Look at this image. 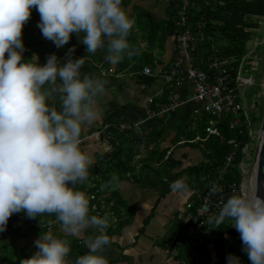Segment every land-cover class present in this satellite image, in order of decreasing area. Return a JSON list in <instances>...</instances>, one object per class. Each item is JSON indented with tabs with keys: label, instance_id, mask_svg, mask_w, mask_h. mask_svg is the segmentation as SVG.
<instances>
[{
	"label": "clouds",
	"instance_id": "clouds-1",
	"mask_svg": "<svg viewBox=\"0 0 264 264\" xmlns=\"http://www.w3.org/2000/svg\"><path fill=\"white\" fill-rule=\"evenodd\" d=\"M32 8L39 12L42 35L57 48L75 33L83 34L88 54L107 45L105 60L113 65L139 54L128 42L134 21L121 0H0V232L13 213L23 211L28 218L55 214L67 235L79 236L89 228L99 233L87 239L88 252L74 264H109L103 255L110 243L108 215L89 216V199L75 187L88 179L94 162L81 150L80 137L82 127L98 118L96 101L107 81L81 73L85 57L71 59L74 47L62 65L55 54L42 66L35 55L21 62L22 28ZM186 180L172 182L171 191L185 190ZM119 186L113 175L102 188ZM256 192L255 179L250 192L230 196L207 225L219 228L226 218L231 220L251 264H264V199ZM35 245L38 250L21 264H72L67 239L45 232ZM227 260L240 264L231 254Z\"/></svg>",
	"mask_w": 264,
	"mask_h": 264
},
{
	"label": "crops",
	"instance_id": "crops-1",
	"mask_svg": "<svg viewBox=\"0 0 264 264\" xmlns=\"http://www.w3.org/2000/svg\"><path fill=\"white\" fill-rule=\"evenodd\" d=\"M171 2V0H121V8L134 21L135 26L138 21V31L141 34L137 38L133 36L136 30L133 25L127 39L130 45L139 50V54L131 59L125 56L115 65L105 60V56L108 54L107 45L103 49H98L95 54H88L86 46L81 43L83 34L78 36L72 33L69 42L63 47L57 48L52 41L42 35L41 29L38 27L40 15L38 21L31 22V26L35 29L31 57L39 54L38 62L41 66L46 63V56L51 54H55L62 65L69 58L68 50L74 47L75 51L71 54V59L85 57L81 73H88L107 81L104 94L98 96L96 101L98 118L90 126L82 127L81 136L106 128L99 137L88 138L80 146L81 150L90 155L94 162L89 167L88 179L75 185L76 189L81 188L80 190L83 191L84 186L90 187L97 183L101 176L94 172V167L99 163V157L101 155L104 158L107 157L116 147H120V157L133 153L135 150L134 159H141L144 155L145 151L137 139L148 130L157 127V121L147 120L136 131H119L115 125L122 121L143 120L146 110L154 108L155 102H161L158 99L162 95L165 84L160 73L171 60L174 47L172 36L164 33V22L172 10ZM136 10H138V16L135 14ZM143 22L144 24H142ZM156 50L158 52H155ZM144 55L147 56L144 57ZM143 66L150 68V75L141 72ZM144 75L150 78H143ZM191 91V85L188 83L170 89L167 100L171 98L179 102L185 100V102L160 117L163 122L162 135L164 136L161 135V137L164 138V141L160 140L159 145L167 147L166 154L161 158L167 157L166 173L162 176L158 175L152 168L156 166L154 164L152 166L150 164L140 171V164L136 163L134 168L137 172L134 177L126 172V176L119 179L120 186L118 188H102L106 198L112 203L108 210H112L117 217L120 216L127 221L125 224H120L117 231H111L112 233L108 235L110 243L106 245L103 255L108 259L109 264H180L173 259L175 252L168 248L167 243L172 237L183 235L186 218L184 213L180 214V209L194 191L191 186L194 178L193 176L188 177L190 180L186 184L190 186V189H185L182 192L171 191L170 184L183 176L178 174L181 168L197 163L202 158L199 149L202 144L199 142L198 146L190 147L179 142L171 143L169 139L180 129L192 131L194 123L203 113L201 103L187 100ZM148 97L153 99L152 105L147 102ZM57 107H59L58 98ZM109 131L112 135L110 138L108 137ZM120 132H128L131 137L125 134L120 135ZM114 135H118L119 141L112 138ZM108 143L112 146L110 150H108ZM150 147L151 145L148 146V149ZM103 164L101 166H104ZM183 197L184 199H182ZM143 204H147L149 207L145 210L142 207ZM176 209L178 211L174 213ZM91 215L94 214L89 212V216ZM147 215L151 216L141 229L142 220ZM41 216V218L50 219L53 214L45 213ZM167 225L168 229H165ZM46 232H51L57 238L66 239L65 237L68 236L77 239L83 245L80 255L88 252L87 239L99 234L96 230L89 228L79 236L67 235L63 232L57 218L47 222ZM32 236L33 238L31 237L29 240L30 246L35 245V241L40 238L41 234ZM78 256L68 255L67 259L74 264Z\"/></svg>",
	"mask_w": 264,
	"mask_h": 264
},
{
	"label": "trees",
	"instance_id": "trees-1",
	"mask_svg": "<svg viewBox=\"0 0 264 264\" xmlns=\"http://www.w3.org/2000/svg\"><path fill=\"white\" fill-rule=\"evenodd\" d=\"M171 1V4L174 5L177 0ZM38 17L39 12L36 8H32L30 18L23 27L28 25L30 29L33 30L31 22L38 21ZM186 17V26L190 31L195 35L197 31H200L197 35V47L194 52L195 67L208 72V62L206 58L211 54H215L221 58L232 60L230 62V65L233 66L231 75H234L236 72V66L242 58L243 53L246 51L245 48L247 47V43L252 42L251 39L254 35V29L258 26L259 20L264 18V0H209L208 5H204L201 1H195L192 3ZM175 20L176 16L174 10H172L170 11L167 20L164 22V33L173 36V41L177 36ZM196 23L201 24L200 29L196 28ZM27 39L28 38L21 35V40L24 45L21 62L32 59L31 55L33 52L31 44H34V41H32V39ZM218 39L224 41V44H217ZM210 42L216 45V51L211 50ZM146 56L147 55H144V57ZM37 57L39 59V54H37ZM243 62H246V60L244 59ZM242 69H244V67H242ZM143 78L150 77L144 75ZM169 92V86L165 84L162 95L158 100L167 102ZM209 117L208 114L202 113L194 123V129L192 131H184L180 129L171 136L169 141L171 143L179 142L190 147L198 146L197 143L201 142L202 146H199V149L202 158L197 163L184 166L179 170L178 174H183L187 177L185 183L190 180L188 177L193 176L194 180L191 186L194 190H202L221 174L222 181L233 183L237 189L236 193L225 194L224 203L230 196L240 194L239 186L242 175L239 163L242 161V147L249 139V135L248 130L243 125L239 126V128H237V126L229 127V121L232 119V115L229 112L222 113L214 124L219 135H206L203 126ZM151 120L157 121L158 128L155 127L148 130L137 139V142L145 151L141 159H134L136 150L124 157H120V147H116L103 159L106 165L104 168L101 167L100 163L94 167V172L99 173L101 176L96 183L97 185L106 184L113 175L118 176L119 179L124 178L126 172H129L131 176L134 177L137 172L134 168L136 163L140 164V171L152 163L166 168L167 157H165V159L161 158L165 155V149L167 147H160L159 145L160 140L164 141V138L161 137L163 132V122L160 117L149 119V121ZM238 129H240V133L238 132ZM111 131H109L108 134L109 138L112 136L110 134ZM119 134H125L127 136L131 135L128 134V132H120ZM197 135L200 139H194ZM112 138H115L118 141L120 139L118 135H114ZM181 139H183L182 142L180 141ZM229 139H233L236 142V145L228 142ZM149 145H151L150 149H148ZM230 152H233L232 161L226 166L225 156ZM219 211L215 215H218ZM150 216L151 215H147L142 220L141 229L147 223ZM41 217L42 216L28 218L23 211L20 213H13L10 216L6 230L0 232V264H21L23 259L31 258L36 252V246H30L31 242L28 243L27 238L32 235H40L46 232L47 222L56 218L55 214H53V217L50 219ZM126 222L127 221L118 216V219L116 220L117 224L109 225L106 229V234L110 235L112 233L111 231H117L120 224H125ZM232 223L231 220L226 218L219 228H213V226H210V230L207 233L208 242L212 244L216 258L215 262L216 264H222L223 253L226 249L229 255L237 253L245 260L246 264H249L248 256L246 252L243 251L240 233L234 227H231ZM188 224L189 220L186 219L183 235L174 236L167 243L170 250H175L173 259L180 264H207L211 259L208 254H205L204 247L199 244L190 247V244L195 238H192L193 234L187 229ZM65 238L69 241L70 251L68 255L80 256L83 245L73 237ZM17 240L24 241L19 246Z\"/></svg>",
	"mask_w": 264,
	"mask_h": 264
},
{
	"label": "built area",
	"instance_id": "built-area-1",
	"mask_svg": "<svg viewBox=\"0 0 264 264\" xmlns=\"http://www.w3.org/2000/svg\"><path fill=\"white\" fill-rule=\"evenodd\" d=\"M195 1H201L204 5H208L209 3V0H177L172 6L176 16V42L173 47L171 60L166 64L167 66L162 68L160 76L163 82L169 86V89L184 83L191 85L192 91L187 100L201 103V111L210 116L203 126L206 135L218 136L219 132L214 124L222 113L229 112L232 115V119L229 121V127L237 126L239 128V126L243 125L248 130V135L250 136L249 116L246 111V104L239 98V96H242V91L239 94L237 89L242 86L249 87L252 84L250 75H242V63L245 57L243 56L239 60L234 75H231L233 66L230 65V62L232 60L221 58L215 54H211L206 58L208 72L195 67L194 52L197 47V35L200 31H197L195 35L186 26V16L189 13L192 3ZM196 28L200 29L201 24L196 23ZM210 48L212 51H216V45L214 43L210 42ZM141 72L150 75V68L143 66ZM152 101L151 97L147 98V102L150 103ZM184 102L185 100L179 102L171 98L167 102H155L153 104L154 108L146 110V115L143 120L122 121L115 126L119 131L139 130L143 122L153 117H162ZM105 128L81 136V144L88 138L96 139L103 134ZM238 132L240 133V129H238ZM194 138L198 139L199 137L197 135ZM182 141L183 139H181ZM228 142L236 145L233 139H229ZM243 147L242 152L244 150ZM111 148V144L108 143V150ZM232 157L233 152L225 156L226 166L232 161ZM103 159L104 156L101 155L98 162L100 163ZM240 164L241 162L239 166ZM242 189L243 181L240 183L239 193L243 192ZM83 192L89 199V212L98 217L107 214L109 225H114L118 217L112 210H108L112 203L111 200L106 198V194L102 190V185L92 184L90 187L84 186ZM236 192L237 189L234 184L222 181V176L219 174L207 187L202 190H194L181 207L185 218L189 220L187 229L193 234L192 238H195L190 244V247L195 244L203 246L205 254H208L211 259L207 264H216L212 244L208 242L207 233L210 230V226L207 225V220L220 210L226 193ZM228 256L229 254L225 249L222 264H228ZM234 256L239 257L240 264H246L245 260L237 253Z\"/></svg>",
	"mask_w": 264,
	"mask_h": 264
},
{
	"label": "rangeland",
	"instance_id": "rangeland-1",
	"mask_svg": "<svg viewBox=\"0 0 264 264\" xmlns=\"http://www.w3.org/2000/svg\"><path fill=\"white\" fill-rule=\"evenodd\" d=\"M137 11L138 10H136L135 14L138 16L139 14H137ZM142 24H144V22ZM136 26L134 25L136 30H135V34L133 33V36L135 38L139 37L141 34L140 31H138L139 30L138 26L137 27ZM254 30H255L254 35L251 39L252 42L247 43V47L245 48L246 51L243 53L246 62L242 63V67H244V69L242 70V75H247V76L250 75L252 77L253 84H251V86L249 87L242 86L237 88L239 94H241L242 91V96H239V98L244 104H246V111L249 116V128H250V136L249 139L244 144L242 161L239 166L243 181L245 182L244 187L242 189L243 192L244 191L250 192L252 187V183L250 179L253 172L252 156L254 151V138L259 126V122L261 119V112H262V101H263L262 96L264 94V18H261L259 20L258 26ZM34 32L35 29L33 28V30H31L28 25L22 28V35L28 39H32V41H34L35 39V35H32ZM217 44H224V41L218 39ZM155 52L158 51L156 50ZM103 163L104 161L100 162L101 165ZM153 164L156 165L155 163H152L151 166ZM103 165L104 166L101 167H105V163ZM152 168L156 173H158V175L162 176L166 173L167 166L166 168H164L163 166L156 165L153 166ZM181 177H184V175ZM189 187L190 186L187 185L186 189L187 190L190 189ZM182 199H184V197ZM177 211L178 209H176L174 213ZM182 213L183 212L180 209V214ZM165 229H168V225L165 227ZM31 237L33 238V236H29L27 238L28 243L30 242L29 240L31 239ZM23 241L24 240H17V244L20 246ZM37 250L38 249L36 248V251ZM173 252H175V250H173Z\"/></svg>",
	"mask_w": 264,
	"mask_h": 264
},
{
	"label": "water",
	"instance_id": "water-1",
	"mask_svg": "<svg viewBox=\"0 0 264 264\" xmlns=\"http://www.w3.org/2000/svg\"><path fill=\"white\" fill-rule=\"evenodd\" d=\"M262 97L263 101L261 119L254 138V151L252 156V183L256 179V195L261 199H264V94ZM248 262L251 264L249 259Z\"/></svg>",
	"mask_w": 264,
	"mask_h": 264
},
{
	"label": "bare ground",
	"instance_id": "bare-ground-1",
	"mask_svg": "<svg viewBox=\"0 0 264 264\" xmlns=\"http://www.w3.org/2000/svg\"><path fill=\"white\" fill-rule=\"evenodd\" d=\"M250 180H251V183H252V176H251V179H250ZM195 263H196V262H195Z\"/></svg>",
	"mask_w": 264,
	"mask_h": 264
}]
</instances>
